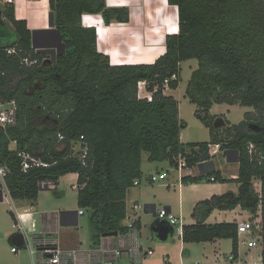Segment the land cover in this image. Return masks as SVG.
<instances>
[{
  "label": "trees",
  "instance_id": "16d2710c",
  "mask_svg": "<svg viewBox=\"0 0 264 264\" xmlns=\"http://www.w3.org/2000/svg\"><path fill=\"white\" fill-rule=\"evenodd\" d=\"M169 2L179 8V32L167 35L166 52L153 63L117 65L99 51L97 28L85 26L83 14L100 13L107 24L128 22V7L109 6L107 0H50L65 46L53 55L33 46V31L26 19L17 18L14 4L0 3V100H15L18 106L17 123L0 126V165L7 169L10 196L34 202L44 188L61 196L60 177L77 173L78 205L90 214L91 241L97 245L106 233L130 231L124 223L127 195L143 177L145 151L151 161L168 160L177 167L185 157L193 167L213 163L211 149L219 144L221 150L238 152L237 178H225L214 169L182 179L234 181L239 191L200 200L192 212L195 223L183 225L182 240L230 238L228 264H264V0ZM10 48L16 52L9 53ZM26 57L30 63L23 62ZM193 58L199 65L185 96L198 106L211 139L185 143L181 132L187 122L180 117L179 100L165 89L179 87L182 62ZM142 81L151 98L140 95ZM220 103L254 110L233 123L212 113ZM25 154L45 164H34ZM25 161L30 163L27 169ZM237 207L261 211V263H238V222H207L216 209ZM10 212L15 221V212ZM136 225L141 229L140 218Z\"/></svg>",
  "mask_w": 264,
  "mask_h": 264
},
{
  "label": "crops",
  "instance_id": "0c3cea01",
  "mask_svg": "<svg viewBox=\"0 0 264 264\" xmlns=\"http://www.w3.org/2000/svg\"><path fill=\"white\" fill-rule=\"evenodd\" d=\"M9 3L14 4L15 13L17 18L26 19L28 26L32 29L33 33L35 32V40L38 46L44 47L47 49L60 50L64 46V41L61 32L58 31L55 23H52V13L50 7V0H8ZM109 6H122L128 7L130 10V20L128 22H117L114 21L110 24L105 23L104 17L100 13H85L83 14V24L85 26H95L97 28L98 34V49L99 51L105 53L109 56L111 64H134V63H153L156 59L166 52V38L168 34L179 32V8L175 4H171L169 0H107ZM144 86L141 88L143 91ZM178 89V88H176ZM167 87L165 93L169 95L177 96L174 93V90ZM149 92L145 89L142 95H148ZM179 100L180 108V117L184 119L181 115V100ZM216 105V104H214ZM211 108L212 109L214 108ZM225 117L229 120L228 114H225ZM232 122V121H231ZM182 133V132H181ZM183 141V139H182ZM184 142V141H183ZM14 145V146H13ZM16 143H12L11 147L15 148ZM218 149L216 152L212 153L213 163H207L206 161L199 162L193 167H188L184 169L182 175H180L179 170L177 177L174 176L171 182L167 184H158L157 186L150 187L148 183L163 182L170 177L168 171L165 168H156L151 166L148 168L147 172L144 170V164L142 163L143 177L140 184L132 187L127 195V204L128 207H133L137 204V208H134L133 214L140 218L142 223V216H138V209L141 208L142 203H146L145 207L148 208L151 206L152 211L156 215L158 208L167 207L169 210H172L183 222L184 216L182 214V205H180V213H177L172 204H165L161 207H157L155 203L158 199L159 194L162 192V187L167 185L170 187L172 185L178 186L180 193L184 190L186 182L183 181L182 177L185 175L191 176H200L206 174L210 170H220L222 176L225 178H237L239 176V156L236 151H228ZM219 154H224L227 159V162H222L219 164L217 162ZM167 172L168 175L164 179L158 181H151L150 176L152 174H159ZM67 175L73 176L78 180V174L75 172L68 173L64 176H61L58 184L60 183L62 177ZM148 182V183H146ZM184 182V184H183ZM57 184V185H58ZM236 185L234 192H238L240 184L238 182L226 183ZM58 188V186H57ZM52 190V189H51ZM40 194V193H39ZM7 195L14 200L16 204L15 208L24 207L29 209L32 212L33 217L35 218V226L38 231L45 232H55L59 235L62 245L66 248L71 247H82L83 244L78 238V235L75 230L76 226L79 223V217L82 214H79V210H68L67 208L57 207L50 210H41L38 206L42 205L44 202L42 199L39 201H32L30 199H13L9 193H7L0 186V198ZM181 195V194H180ZM196 196H193L191 203L194 207L199 202V200H194ZM203 200V199H200ZM220 210V209H216ZM215 210V211H216ZM238 210H243L241 207H237L233 210H222L228 211L229 213L237 212ZM13 211V210H11ZM19 211V209H18ZM20 211V212H24ZM215 211L208 217L207 222H210L209 219L215 214ZM14 212V211H13ZM62 213V220L60 219V214ZM12 217V215H11ZM13 219V217H12ZM14 220V219H13ZM194 221L189 224L195 223ZM243 220V219H241ZM222 221V220H221ZM215 221V222H221ZM223 221H240L237 217L231 219H225ZM214 223V222H212ZM186 224V223H184ZM66 235V237H63ZM120 235V234H119ZM109 236L106 237L107 240L113 241L115 246L127 247L130 246V240L122 241L123 237L121 236ZM126 237V236H125ZM91 244L87 247L92 246ZM18 246L17 251L24 248L18 244H13V246ZM86 247V246H84ZM151 247V246H150ZM26 249V248H25ZM27 250V249H26ZM28 251V250H27ZM30 254V253H29ZM31 256V255H30ZM262 257V255H261ZM32 259V258H31ZM136 258L123 254L119 257L116 264H128L129 262L135 263ZM171 262L170 260H168ZM242 261V260H239ZM143 264V260L141 261ZM172 263V262H171ZM261 263V262H259Z\"/></svg>",
  "mask_w": 264,
  "mask_h": 264
},
{
  "label": "rangeland",
  "instance_id": "374dc122",
  "mask_svg": "<svg viewBox=\"0 0 264 264\" xmlns=\"http://www.w3.org/2000/svg\"><path fill=\"white\" fill-rule=\"evenodd\" d=\"M1 3V2H0ZM199 65L198 59L193 58L182 62L181 81L178 89L174 90L177 98L181 100V116L187 122V126L182 129L181 139L185 143L188 142H204L210 141L211 134L208 127H206L200 120L197 109L198 106L191 102L188 97L185 96L186 89L189 80L192 76V72ZM145 91V86L141 94ZM252 106H244L241 104H229L220 103L214 105L212 109L213 114L224 115L228 114L229 120L233 123H239L247 111H252ZM80 145V143H78ZM14 146V145H13ZM219 151V149H218ZM221 151V150H220ZM217 162H227L224 154H219ZM144 170L147 172L151 166L156 168H165L169 172L170 177L161 182L148 183L150 187L157 186L158 184H167L171 182L174 176L177 177L178 171L168 161H151L149 160V153L145 151L143 153ZM76 179L67 175L62 177L60 183L57 185L61 196L55 195L51 189H42L40 191L39 199L44 202L38 206L41 210H52L57 207L67 208L68 210H79L78 205V187L75 181ZM234 181H213L208 178L202 182H186L182 193L178 186L162 187V192L159 194L156 200L157 207H161L165 204H172L173 209L180 213V205H182V214L184 216L183 224H189L195 219L192 216L193 206L191 200L193 196H196L194 200L211 198L214 194H224L235 189L236 185L226 184ZM184 184V182H183ZM181 194V195H180ZM192 198V199H191ZM14 200L7 195L4 196V200H0V264H33L29 252L22 248L19 252L12 251L13 244L10 242V237L15 231L14 221L11 217V210L15 212ZM146 203L141 204V208L138 209V216H142V227L140 231L141 244L144 248L150 246L154 248V254L148 255L143 258L144 264H164L170 260L174 264H227L231 261L233 241L230 238H222L215 241L204 242H190L186 243L182 240V236L179 234L180 230L175 227V231L168 238V240H160L154 235V227L160 221V218L152 211L151 206L145 207ZM17 205V204H16ZM19 211H24V207L19 206ZM85 210V213L80 215L79 223L76 226L78 238L81 240L83 246H89L91 244V224L90 214ZM244 210V209H243ZM133 207H128L127 217L124 219L125 224H129V215L135 217L133 214ZM256 214L246 211L238 210L236 213H229L228 211L216 210L215 214L210 217V222L223 221L225 219H231L234 216L238 219L254 218ZM211 216V215H210ZM132 232L127 234H120L119 236H130ZM66 237V235H63ZM250 239L247 234L240 235L239 242V260L248 261L250 263L262 262V244L256 247H249L246 240ZM260 241H262L260 239ZM39 259V257H37ZM119 264V263H117ZM128 264H133L129 262ZM134 264H140L136 261Z\"/></svg>",
  "mask_w": 264,
  "mask_h": 264
},
{
  "label": "built area",
  "instance_id": "2783aa9c",
  "mask_svg": "<svg viewBox=\"0 0 264 264\" xmlns=\"http://www.w3.org/2000/svg\"><path fill=\"white\" fill-rule=\"evenodd\" d=\"M2 3H7L8 0H0ZM9 53L16 52L15 48H10ZM23 62L30 63L29 58H24ZM168 82V80H167ZM145 86L146 82H140V95L147 96L151 98V93L148 95L141 94V88ZM147 90V89H146ZM18 120V106L15 100L3 101L0 100V126L3 129L15 125ZM253 146V145H252ZM220 148L219 144H214L212 146L211 152H216ZM86 152H83L85 156ZM26 158L33 160L34 164L40 165L45 164L43 161L30 157L29 154H25ZM30 166L29 161L24 162V169H27ZM179 170L180 175L183 174L184 169L188 168L187 160L185 157H180L178 161V166L176 167ZM7 174L6 167L0 165V186L9 193L5 176ZM168 175L167 172L152 174L150 176L151 181H158L160 179L166 178ZM214 180V177H212ZM141 180H135V185L140 184ZM256 189L261 192V182H255ZM10 194V193H9ZM137 208V204L133 206ZM79 214H84L85 210L80 208L78 211ZM16 220L14 221L15 231L22 232L24 235V244L22 247L26 248L31 255L33 264H116L117 260L123 254L132 256L137 259L140 264H143L141 261L144 257L154 254L155 250L152 247L144 248V245L141 244L140 231L136 225L138 217H133L129 215V224L130 231L132 234L130 236H124L122 241H126L127 237L130 240V246L120 247L115 246L113 241L107 240L106 236L103 237L99 244L92 245L90 247H71L66 248L62 245L59 235L55 232H45L36 230L35 218L32 215V212L29 209H25L24 212L18 211L15 208ZM156 216L160 220H166L173 225L174 231L175 227H178L180 230V235L183 234V222L172 210H169L167 207L158 208L156 211ZM129 231V232H130ZM263 223L262 215L259 210L254 218H248L238 221V233L247 234L250 236V239L246 240L249 247H256L259 244H262L263 236ZM128 232V233H129ZM109 237V236H107ZM13 251L18 250V246L12 247ZM39 257V259H37ZM167 264H174L169 261H166ZM164 263V264H165ZM238 263H241L239 261ZM184 264V263H180ZM228 264V263H227Z\"/></svg>",
  "mask_w": 264,
  "mask_h": 264
},
{
  "label": "water",
  "instance_id": "95a60500",
  "mask_svg": "<svg viewBox=\"0 0 264 264\" xmlns=\"http://www.w3.org/2000/svg\"><path fill=\"white\" fill-rule=\"evenodd\" d=\"M0 15H1V9H0ZM53 23V20H52ZM33 46L36 49H47L44 47H40L37 45L36 40H35V32L33 33ZM50 50L53 55L55 54V52L57 50L55 49H48ZM44 189H48V188H44ZM3 197L0 198V200H2ZM60 219L62 220V213L60 214ZM174 232V227L172 224H170L168 221L166 220H160L157 225L154 227V235L160 239V240H168V238L173 234ZM119 234L118 231L115 232H109L106 233L104 236H117ZM10 242L12 244H18L19 246H23L24 244V235L22 232L19 231H14L13 234L10 237Z\"/></svg>",
  "mask_w": 264,
  "mask_h": 264
}]
</instances>
